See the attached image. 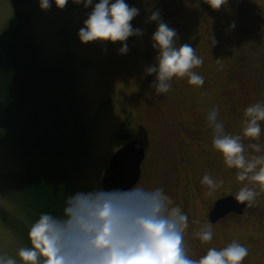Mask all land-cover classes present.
<instances>
[{"label":"rangeland","instance_id":"rangeland-1","mask_svg":"<svg viewBox=\"0 0 264 264\" xmlns=\"http://www.w3.org/2000/svg\"><path fill=\"white\" fill-rule=\"evenodd\" d=\"M126 3L140 10L131 23L143 30L142 36L128 38L126 54L117 51L120 41L79 40L78 30L91 6L84 8L69 0L63 9L53 3L50 9L42 10L39 0H32L24 7L32 16L33 36L45 60L42 63L70 66L79 76V96L93 149L84 173L75 179L76 192L102 187V174L112 154L124 141L139 139L147 156L137 185L147 190L162 188L174 205L187 213L189 227L184 238L188 254L198 259L207 247L219 249L235 239L248 249L243 264H264V193L243 215L220 218L213 225V241L208 245L193 236L203 224L210 223L206 213L213 200L242 186L236 179V169L227 168L222 155L212 147L207 116L216 107L217 119L224 123L225 131L242 135L243 110L264 102V0H229L219 10L202 0ZM170 3L180 10L160 15L177 30V43L191 44L203 58V64L194 71L204 77L205 83L196 87L189 85L187 78H174L171 83L176 90L170 88L162 98L150 87L152 75L145 74L146 65L154 64L157 55L156 50L152 52L153 62H148L147 47L152 46L151 36L157 27L148 17L152 11L165 9L159 5ZM17 9L14 0H0V34ZM233 22L235 27L230 28ZM261 126L259 141L254 140L261 144V153L247 148L252 139L242 137L249 157L264 154V122ZM2 133L0 125V253L19 262L17 250L30 246L27 233L34 221L21 208L22 199L13 187L16 170L3 146ZM185 146L188 153L184 152ZM189 157H193L192 163ZM205 172L224 181L208 197L200 184ZM188 180L190 188L186 190ZM184 202L186 208L182 206Z\"/></svg>","mask_w":264,"mask_h":264},{"label":"clouds","instance_id":"clouds-1","mask_svg":"<svg viewBox=\"0 0 264 264\" xmlns=\"http://www.w3.org/2000/svg\"><path fill=\"white\" fill-rule=\"evenodd\" d=\"M69 0H39V7L48 10L53 3L63 9ZM91 11L78 30L79 40L121 42L118 53L129 51L127 40L142 36L143 30L133 27L131 21L139 9L126 0H71ZM212 9L219 10L229 0H203ZM148 20L155 21L151 36L156 50L155 63L145 68L146 75H154L150 87L155 94H166L172 80L187 78L189 85L201 87L202 75L194 71L203 64L191 44H178V33L169 27L157 9ZM230 28L235 27L233 22ZM213 45L216 41L213 38ZM218 109L213 107L207 116L212 129V147L218 151L229 169H236V179L242 184L233 195L237 204L245 209L256 204L264 193V154L249 157L247 148L262 152L260 143L247 146L242 137L259 141L264 122V102H256L243 110L241 134L225 131L224 123L217 119ZM224 181L208 172L200 179L206 188L204 195L212 196ZM259 189V190H257ZM189 218L180 206L162 188L147 190L135 185L127 190H107L95 187L66 196L62 215L41 212L28 229L30 246L17 250L15 257L0 253V264H243L248 249L233 239L222 248L207 247L198 259L188 254L185 231ZM202 245L213 241L214 226L203 224L193 233Z\"/></svg>","mask_w":264,"mask_h":264},{"label":"trees","instance_id":"trees-1","mask_svg":"<svg viewBox=\"0 0 264 264\" xmlns=\"http://www.w3.org/2000/svg\"><path fill=\"white\" fill-rule=\"evenodd\" d=\"M31 2L14 0L18 9L0 34V125L16 170L13 187L35 221L41 212L62 215L93 144L79 76L70 66L42 63L32 16L24 9Z\"/></svg>","mask_w":264,"mask_h":264},{"label":"water","instance_id":"water-1","mask_svg":"<svg viewBox=\"0 0 264 264\" xmlns=\"http://www.w3.org/2000/svg\"><path fill=\"white\" fill-rule=\"evenodd\" d=\"M145 159V148L139 139H132L118 148L110 157L105 168L101 184L107 190L131 189L141 178V165ZM244 205L237 204L233 195L218 199L210 211L211 222L225 217L231 212L245 213Z\"/></svg>","mask_w":264,"mask_h":264},{"label":"flooded vegetation","instance_id":"flooded-vegetation-1","mask_svg":"<svg viewBox=\"0 0 264 264\" xmlns=\"http://www.w3.org/2000/svg\"><path fill=\"white\" fill-rule=\"evenodd\" d=\"M160 7H163V8H165V9H161L160 10V13H165V14H172V12L174 11V12H178L180 9H178V10H175L174 8H172V3H170V4H164V6L163 5H159ZM164 10V11H163ZM152 52H153V48H152V46H149V47H147V60H148V62H150V63H152L153 62V56H152ZM147 66H149V65H146V67ZM154 75L155 74H153L152 75V77H150V78H152V81L154 80ZM171 89L172 90H176V86L175 85H172V87H171ZM160 95H162L161 97L162 98H165V96H164V94H160ZM129 140V139H128ZM127 141V140H126ZM126 141H124V142H126ZM251 143H255V141L254 140H250V144ZM123 145V144H122ZM121 146V145H120ZM188 148H186V146L184 147V152H187L188 153ZM146 156H147V154H146ZM189 159H191L190 157H189ZM192 160H194L193 159V157H192V159H191V161H188V162H190V163H192L193 161ZM145 161V160H144ZM190 168H192L191 166H190ZM187 178H188V176H187ZM185 188H186V190H189V188H190V181L188 180L187 181V183H186V185H185ZM235 192H230V193H228L226 196H228V195H233ZM220 198H223V197H220ZM219 199V198H218ZM218 199H216V200H218ZM216 200H213V202H212V204L208 207V210H207V213H206V215H207V220L210 222V223H212L213 225H216V224H218V222L219 221H221V219H218L216 222H211V220H210V216H209V213H210V211L213 209V207H214V205H215V202H216ZM182 206L184 207V208H186L187 207V203L186 202H184L183 204H182ZM235 212H232V213H229L228 215H227V217L229 216H232L233 214H234ZM237 214V213H236ZM238 215V214H237ZM243 215V214H242ZM223 220V219H222Z\"/></svg>","mask_w":264,"mask_h":264}]
</instances>
